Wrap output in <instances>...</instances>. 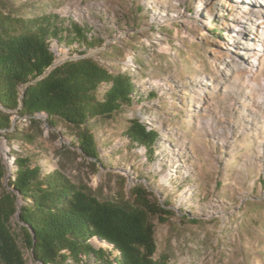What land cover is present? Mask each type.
<instances>
[{"label":"rangeland","instance_id":"1","mask_svg":"<svg viewBox=\"0 0 264 264\" xmlns=\"http://www.w3.org/2000/svg\"><path fill=\"white\" fill-rule=\"evenodd\" d=\"M0 8L20 21L52 19L47 42L54 60L43 76L81 59L108 75L87 106L98 115L79 129L50 125L44 114L34 124L20 107H0L6 125L0 129V203L10 212L7 225L25 264L41 263L21 220L26 203L12 186L21 162L45 176L62 175L102 204L138 211L158 264H264V66L233 73L224 55L235 53L227 32L231 16L245 17L254 5L0 0ZM125 80L132 85L130 102L100 115L99 103ZM141 128L148 138L138 137ZM91 243L113 260L105 245Z\"/></svg>","mask_w":264,"mask_h":264},{"label":"trees","instance_id":"2","mask_svg":"<svg viewBox=\"0 0 264 264\" xmlns=\"http://www.w3.org/2000/svg\"><path fill=\"white\" fill-rule=\"evenodd\" d=\"M51 24L49 17L35 22L10 18L0 8V107L9 111L20 107L19 114L34 124L37 115L44 114L50 125L65 123L79 129L98 115L91 114L87 106L108 75L93 60L81 59L43 76L54 60L47 42ZM131 91L128 80L115 84L107 101L99 103L98 113L118 111L130 102ZM1 128L6 125L0 119ZM137 134L148 138L151 133L141 128ZM90 153L95 155L94 150ZM17 165L12 186L26 203L20 216L26 225L27 244L39 263L68 264V260L77 263L93 258V264H158L153 260L151 234L138 211L102 204L58 173L54 178L43 175L37 166ZM9 213L0 203V264H25L7 225ZM93 239L115 253L112 261L103 249L92 245Z\"/></svg>","mask_w":264,"mask_h":264},{"label":"bare ground","instance_id":"3","mask_svg":"<svg viewBox=\"0 0 264 264\" xmlns=\"http://www.w3.org/2000/svg\"><path fill=\"white\" fill-rule=\"evenodd\" d=\"M247 1L254 5V10L250 13L245 12L247 14L245 17H240L239 12L233 14L231 16L232 25L227 31L231 36V46L235 49V53L227 52L224 55L230 59L231 70L229 71L233 73L239 71L252 73L256 68L264 66V0ZM242 8L244 7L242 6ZM238 35L241 37L240 40L237 39ZM246 102L248 101H242L241 106L247 107L248 103Z\"/></svg>","mask_w":264,"mask_h":264}]
</instances>
